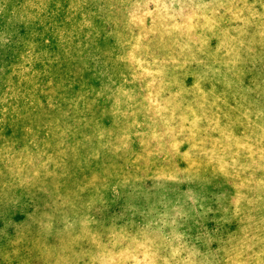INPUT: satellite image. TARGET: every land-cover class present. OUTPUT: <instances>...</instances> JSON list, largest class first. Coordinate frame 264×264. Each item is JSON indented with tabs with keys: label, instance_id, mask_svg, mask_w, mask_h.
<instances>
[{
	"label": "rangeland",
	"instance_id": "obj_1",
	"mask_svg": "<svg viewBox=\"0 0 264 264\" xmlns=\"http://www.w3.org/2000/svg\"><path fill=\"white\" fill-rule=\"evenodd\" d=\"M0 264H264V0H0Z\"/></svg>",
	"mask_w": 264,
	"mask_h": 264
}]
</instances>
